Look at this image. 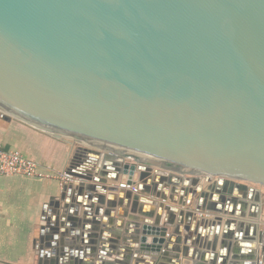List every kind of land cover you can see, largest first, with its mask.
I'll use <instances>...</instances> for the list:
<instances>
[{
  "label": "water",
  "instance_id": "1",
  "mask_svg": "<svg viewBox=\"0 0 264 264\" xmlns=\"http://www.w3.org/2000/svg\"><path fill=\"white\" fill-rule=\"evenodd\" d=\"M0 119L79 144L65 172L81 186L136 190L125 230L95 218L94 238L47 242L45 264H236L245 247L264 264V0H0ZM177 186L207 187L180 223L190 236L198 211L225 215L226 253L201 232L182 248L173 206L162 225L138 210L139 193L177 203Z\"/></svg>",
  "mask_w": 264,
  "mask_h": 264
},
{
  "label": "crops",
  "instance_id": "2",
  "mask_svg": "<svg viewBox=\"0 0 264 264\" xmlns=\"http://www.w3.org/2000/svg\"><path fill=\"white\" fill-rule=\"evenodd\" d=\"M0 144L6 148L21 151L28 157L39 161L45 170H49L48 172L56 174L64 173L72 162H76L75 156L79 150V144L77 143L69 144L64 138L57 139L48 133L38 131L16 120L5 121L0 119ZM97 172V168L92 170L94 178H102ZM80 182V179L73 178L66 185V182L61 181L59 177L53 176H0V264H40V257L43 259L42 264H45V254L51 251L47 242L54 243L53 240L62 238L71 242L79 238L90 240L94 238L90 236L91 234L99 233L91 228L95 225V218L100 219L99 226L105 227L104 234L106 237H113L114 233L126 229V223L129 220L123 216V212L124 210L129 211L130 204L135 201L134 197H131V201L127 197L128 192L131 190L135 194L133 186L129 187L127 184V177L121 175L118 181L108 179L106 184L108 188L105 190L98 189L97 185V191L89 188V183H93V181L87 182L83 186ZM182 189L183 186H177V193L173 194L177 199V203H172L169 199L163 201L159 197L152 196V194L139 193L141 198L137 200V206L138 210L146 211L150 210L152 206L155 213L160 214L161 225L168 220L166 206H173L176 211L174 224L182 231L180 245L183 248L185 247L184 239L188 234L186 235L184 231L187 221L180 223L182 219L181 211L184 212L183 214H186L189 209L197 211L194 208L196 201L198 198L200 199L201 192L204 189L207 190V187L194 197H191L190 191L183 192ZM171 194L172 191L169 188L168 196ZM98 195L105 197L103 204H100L97 200ZM142 197H147V199ZM181 197L191 198V200L186 204H179L178 201ZM91 198H94V201L92 205H89ZM54 199H59L62 207L58 208L51 205L52 202L53 204L56 202ZM153 200L155 203H152ZM128 201H130V204L127 203ZM99 207H101L100 211ZM77 209L80 211L78 215L74 212ZM108 209L109 213L107 212ZM248 210L250 211V209ZM205 212L204 210L198 211L197 219L195 217L192 219L191 235L188 236L186 246L191 250L199 247L197 237L198 233L201 232L203 236L201 239L202 244L214 242L217 235V253H220L222 249L226 253L223 237L227 226V217L225 218L224 215L223 220L219 221L215 218L216 214L206 215ZM129 215H131L130 212ZM71 217L72 219L79 217L80 223L74 226ZM242 219L246 221L255 220L254 218ZM238 230L239 226L235 224V234ZM168 231L170 232L171 228ZM178 237L174 235L171 239L175 241ZM231 241L235 244L250 243V240H245L244 237L232 238ZM65 244L69 245L68 242ZM173 244L174 242H170L171 246ZM101 245L98 252L101 251ZM254 245L260 247L261 244L254 241ZM250 249H247V247L243 249L246 253L235 261L236 264L250 263V257L253 255L249 252ZM253 249L256 248L253 247ZM67 253L69 252L67 251ZM170 253L173 258L178 252L170 251ZM61 258L59 264H71L72 260H68L69 256ZM90 258L89 256L88 259ZM228 258V264L234 261L232 253L228 255ZM48 261L50 262L49 258Z\"/></svg>",
  "mask_w": 264,
  "mask_h": 264
},
{
  "label": "built area",
  "instance_id": "3",
  "mask_svg": "<svg viewBox=\"0 0 264 264\" xmlns=\"http://www.w3.org/2000/svg\"><path fill=\"white\" fill-rule=\"evenodd\" d=\"M45 170L42 164L21 151L6 148L0 144V176L22 175L31 177H59L61 181L73 179L66 172L56 174ZM129 186V185H128ZM132 187V186H129ZM134 191H136L134 189Z\"/></svg>",
  "mask_w": 264,
  "mask_h": 264
},
{
  "label": "rangeland",
  "instance_id": "4",
  "mask_svg": "<svg viewBox=\"0 0 264 264\" xmlns=\"http://www.w3.org/2000/svg\"><path fill=\"white\" fill-rule=\"evenodd\" d=\"M253 185V184H252ZM255 186V185H254ZM255 187H260V186H258V185H256ZM261 188V187H260ZM262 189V191H263V197H264V187H262L261 188Z\"/></svg>",
  "mask_w": 264,
  "mask_h": 264
}]
</instances>
